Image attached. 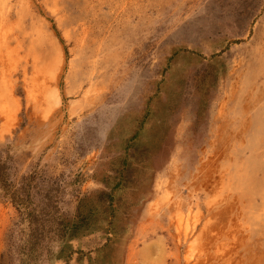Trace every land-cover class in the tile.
Listing matches in <instances>:
<instances>
[{
	"label": "rangeland",
	"instance_id": "374dc122",
	"mask_svg": "<svg viewBox=\"0 0 264 264\" xmlns=\"http://www.w3.org/2000/svg\"><path fill=\"white\" fill-rule=\"evenodd\" d=\"M130 258L264 264V0H0V264Z\"/></svg>",
	"mask_w": 264,
	"mask_h": 264
},
{
	"label": "bare ground",
	"instance_id": "6f19581e",
	"mask_svg": "<svg viewBox=\"0 0 264 264\" xmlns=\"http://www.w3.org/2000/svg\"><path fill=\"white\" fill-rule=\"evenodd\" d=\"M166 186V183L164 180H161L160 182L157 183V188L160 189V191L164 190ZM153 203L152 201H149L148 202V207L151 206ZM159 204V203H158ZM174 219V222H175V229H176V232L179 234L181 233V231L183 230V234H184V237L186 236V234L188 233V230H189V224L186 222L185 224H183L184 222V218L182 217V214L179 212L175 217H173ZM189 248H192V244L189 245ZM192 250L189 249V252H188V255H187V258H190L191 257V252ZM131 255H133V253H131ZM131 259V263H133V259Z\"/></svg>",
	"mask_w": 264,
	"mask_h": 264
}]
</instances>
